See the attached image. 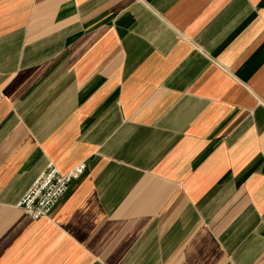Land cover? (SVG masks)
<instances>
[{"label":"crops","instance_id":"0c3cea01","mask_svg":"<svg viewBox=\"0 0 264 264\" xmlns=\"http://www.w3.org/2000/svg\"><path fill=\"white\" fill-rule=\"evenodd\" d=\"M0 264H264V0H0Z\"/></svg>","mask_w":264,"mask_h":264},{"label":"built area","instance_id":"2783aa9c","mask_svg":"<svg viewBox=\"0 0 264 264\" xmlns=\"http://www.w3.org/2000/svg\"><path fill=\"white\" fill-rule=\"evenodd\" d=\"M84 163H79L67 172H61L53 163L35 179L20 201V207L33 219L49 216L57 202L67 192L73 179L85 171Z\"/></svg>","mask_w":264,"mask_h":264}]
</instances>
